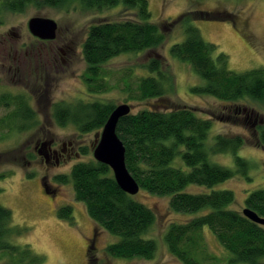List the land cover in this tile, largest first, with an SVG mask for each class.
<instances>
[{
  "label": "rangeland",
  "instance_id": "rangeland-1",
  "mask_svg": "<svg viewBox=\"0 0 264 264\" xmlns=\"http://www.w3.org/2000/svg\"><path fill=\"white\" fill-rule=\"evenodd\" d=\"M151 22H172L184 12L221 13L224 19L198 20L196 27L204 41L215 44L218 51L228 57V68L236 73L264 68V0H148ZM200 16V13H196ZM52 19L57 25L54 41H41L28 29L31 18ZM138 22L137 12L119 4L103 10L84 11L79 4L66 7L28 6L21 13L5 12L0 23V98L23 95L36 113L33 129L20 131L0 125V206L12 213L13 244L28 246L42 258L40 264H89L95 256L98 264H182L169 252L163 237L170 223H184L202 213H175L169 208L170 196L151 195L139 190L136 200L149 207L156 220L146 238L156 242L157 250L152 260L118 259L109 257L106 248L119 240L100 228L89 218L84 204L77 202L70 183L61 184L57 176L69 175L72 167L94 160L93 149L101 129L80 133L73 125L60 127L52 115L56 103H110L115 107L130 106V114H136L152 105L164 104L172 109H191L197 117L210 119L212 128L207 144L212 146L217 135L241 136L247 143L236 154H209V160L219 166L236 169L234 158L249 162V180L235 175L211 188L188 185L184 192L203 194L227 190L234 196L229 210L242 212L248 195L264 190V150L254 146L255 126L264 124V105L241 101L230 103L210 96H198L191 88L202 86L204 81L191 67L175 59L170 48L185 39L184 28L174 25L165 35V41L153 51L137 54H121L103 66L97 82L104 84L101 91L89 89L85 82L88 65L82 55V45L92 26L109 22ZM158 56L163 71L172 79L171 91L165 102H138L125 88H135L136 79L144 74L141 66ZM131 73V74H130ZM129 84V85H127ZM127 85V86H126ZM14 106H5L0 99V119L5 118ZM9 127V126H8ZM52 140L55 145L72 143L74 151L69 159L56 165L46 164L35 150L38 142ZM254 142V143H253ZM40 147V146H39ZM71 149L66 147L68 153ZM183 149V148H181ZM71 151V150H70ZM86 152L87 154H83ZM62 162V163H61ZM171 166L188 171L180 156ZM31 175V176H30ZM47 186V192L43 185ZM70 207L73 220L59 218L58 210ZM95 237L92 239V235ZM94 244L88 247V240ZM204 256L201 264L231 263L232 255L216 240L214 234L204 228L201 232ZM198 257V254L194 255ZM20 258L0 253V264H18ZM28 260L21 264H26ZM260 264H264V258Z\"/></svg>",
  "mask_w": 264,
  "mask_h": 264
},
{
  "label": "trees",
  "instance_id": "trees-1",
  "mask_svg": "<svg viewBox=\"0 0 264 264\" xmlns=\"http://www.w3.org/2000/svg\"><path fill=\"white\" fill-rule=\"evenodd\" d=\"M77 3L84 11L109 9L122 4L137 12L138 22H109L92 26L82 45V55L88 65L85 82L89 89L101 91L104 84L100 66L121 54H137L153 51L165 41L169 28H184L185 39L170 48V54L188 64L204 83L191 88L198 96H210L217 100L237 103L251 101L264 105V68L236 73L228 68V57L218 51L215 44L204 41L199 30L191 23L198 20L224 19L221 13L184 12L172 22H151L148 0H0L1 16L5 12L21 13L28 6L66 7ZM196 13H200L197 16ZM143 73L136 79L135 88L127 84L125 91L138 102H165L170 93L172 79L163 71L162 62L155 56L141 66ZM131 74V73H130ZM5 106L15 108L0 125L20 131L33 129L36 113L23 95L1 96ZM62 104L52 107V115L60 127L73 125L80 133L102 130L114 104L101 102ZM152 105L136 114L122 117L116 133L125 148V165L128 172L143 190L151 195L170 196L169 208L175 213L197 214L184 223H170L163 240L168 252L182 264H201L204 256L201 232L208 228L218 243L232 255L231 263L260 264L264 258V227L243 216L242 212L229 210L234 202L231 191L220 190L203 194L184 192L188 185L211 188L240 175L249 180L250 164L235 156L236 169L232 170L212 163L209 154H236L247 140L241 136L217 135L212 146L207 144L212 122L202 119L187 108L172 109L165 104ZM9 126V127H8ZM254 146L264 150V124L256 125ZM183 148V149H181ZM87 154L86 152L83 153ZM180 156L188 171L171 166ZM31 176V175H30ZM58 183H70L77 202L84 204L94 224L119 238L106 248V254L118 259L152 260L157 245L146 235L155 223L154 212L120 189L111 169L95 160L74 165L69 175L55 177ZM245 208L264 217V190L248 195ZM61 219L71 221L70 207L58 210ZM12 213L0 206V253L17 256L18 264H40L42 258L28 247H20L10 240L13 226ZM201 253V255L199 254ZM198 254V257L194 255ZM89 264H98L93 255Z\"/></svg>",
  "mask_w": 264,
  "mask_h": 264
},
{
  "label": "water",
  "instance_id": "water-1",
  "mask_svg": "<svg viewBox=\"0 0 264 264\" xmlns=\"http://www.w3.org/2000/svg\"><path fill=\"white\" fill-rule=\"evenodd\" d=\"M30 33L40 40H53L57 34V25L52 19L34 17L28 22ZM131 108L127 104L116 106L106 121L101 133L97 135L93 157L96 162L107 165L120 189L130 196L139 192V186L125 165V148L119 139L116 128L119 120L130 114ZM45 145V144H44ZM47 192V186L43 185ZM244 217L251 222L264 227V217L257 215L248 208L242 210Z\"/></svg>",
  "mask_w": 264,
  "mask_h": 264
},
{
  "label": "flooded vegetation",
  "instance_id": "flooded-vegetation-1",
  "mask_svg": "<svg viewBox=\"0 0 264 264\" xmlns=\"http://www.w3.org/2000/svg\"><path fill=\"white\" fill-rule=\"evenodd\" d=\"M56 37H57V34H56ZM56 37H55V39H56ZM55 39H53V40H41V41H54ZM68 144H69V146H71V149H70L71 151L69 150V152L67 153L66 147ZM72 145L73 144L70 142L69 143L64 142V143H62V147L60 148L59 146L55 145V143L52 140L44 139V141L42 143L41 142L36 143L35 150L37 151L38 155L43 158V160L45 161L46 164L51 163V161L53 160L56 165H59L60 161L63 162L64 159H69L73 154L77 155V153L74 151V149H73L74 147H72ZM94 237H95V234L92 235L91 238L93 239ZM91 238L88 240V244H87L88 247H90V244L91 245L94 244V241Z\"/></svg>",
  "mask_w": 264,
  "mask_h": 264
}]
</instances>
